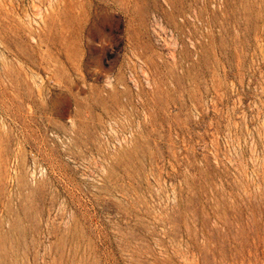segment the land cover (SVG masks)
Listing matches in <instances>:
<instances>
[{"label": "rangeland", "instance_id": "rangeland-1", "mask_svg": "<svg viewBox=\"0 0 264 264\" xmlns=\"http://www.w3.org/2000/svg\"><path fill=\"white\" fill-rule=\"evenodd\" d=\"M0 44V264H264V0H0Z\"/></svg>", "mask_w": 264, "mask_h": 264}, {"label": "bare ground", "instance_id": "bare-ground-1", "mask_svg": "<svg viewBox=\"0 0 264 264\" xmlns=\"http://www.w3.org/2000/svg\"><path fill=\"white\" fill-rule=\"evenodd\" d=\"M190 3H191V2H190ZM192 4H193V3H192ZM39 29H40V28H39ZM40 30H41V29H40ZM36 33H37V32H36ZM41 34H42V33H41ZM7 35H8V34H7ZM19 35H20V34H19ZM38 35H39V34H38ZM4 37H5V36H4ZM17 37H18V36H17ZM21 37H22V36H21ZM21 37L18 38V39H21ZM23 38H24V37H23ZM6 39H7V38H6ZM16 39H17V38H16ZM9 40H10V39H9ZM13 43H14V42H13ZM9 44H11V43H9ZM0 45H1V44H0ZM12 45H13V44H12ZM1 48H2V47H0V49H1ZM0 53H1V52H0ZM3 53H4V51H3ZM5 53H6V52H5ZM6 54H7V53H6ZM12 54H13V53H12ZM10 55H11V54H10ZM7 56H8V55H7ZM16 56H17V55H16ZM5 57H6V56H5ZM0 93H1V92H0ZM3 96H4V95H3ZM4 101H5V100H4ZM6 101H7V100H6ZM1 102H2V101H1ZM2 103H3V102H2ZM7 103H8V101H7ZM8 105H9V104H8ZM2 106H3V105H2ZM5 108H8V107H5ZM7 110H8V109H7ZM61 171H62V170H61ZM66 173H67V172H66ZM88 202H89V201H88ZM85 205H86V204H85ZM91 207H92V206H91ZM100 208H101V207H100ZM105 212H106V211H105ZM88 215H89V214H88ZM86 216H87V215H86ZM87 220H89V218H88ZM89 223H90V222H89ZM105 244H106V243H105ZM111 254H112V253H111ZM109 255H110V254H109ZM107 256H108V255H107ZM108 257H110V256H108ZM108 257H107V259H106L107 262H108ZM112 258H113V256H112ZM110 259H111V258H109V261L111 262ZM104 260H105V259H104ZM106 260H105V261H106ZM114 260H115V259H114ZM116 260H117V258H116ZM116 260H115V262L118 263V261H116ZM105 261H104V262H105ZM108 263H109V262H108ZM108 263H107V264H108ZM110 264H111V263H110Z\"/></svg>", "mask_w": 264, "mask_h": 264}]
</instances>
